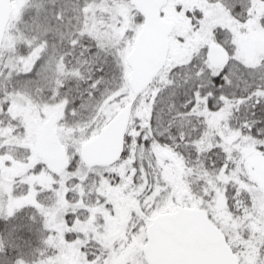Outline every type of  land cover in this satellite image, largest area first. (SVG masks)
Masks as SVG:
<instances>
[{
  "label": "snow or ice",
  "instance_id": "6c2138e0",
  "mask_svg": "<svg viewBox=\"0 0 264 264\" xmlns=\"http://www.w3.org/2000/svg\"><path fill=\"white\" fill-rule=\"evenodd\" d=\"M0 264H264V0H0Z\"/></svg>",
  "mask_w": 264,
  "mask_h": 264
}]
</instances>
